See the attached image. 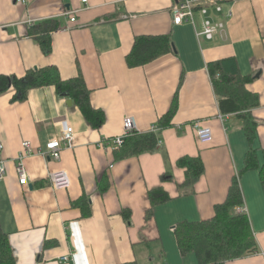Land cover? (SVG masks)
<instances>
[{"label": "crops", "instance_id": "0c3cea01", "mask_svg": "<svg viewBox=\"0 0 264 264\" xmlns=\"http://www.w3.org/2000/svg\"><path fill=\"white\" fill-rule=\"evenodd\" d=\"M175 1L0 0V74L22 77L29 69L55 65L63 78L82 75L92 105L105 113L104 123L93 127L53 85L31 89L22 102L12 100L14 88L0 93V158L6 160L0 228L16 264H200L195 252H181L175 228L215 215L250 149L240 112H221L210 62L230 59V73L252 78L243 86L249 95L244 103L258 98L249 111L258 122L254 146L263 164L264 0L225 3L231 12L226 31L213 39L197 35L201 14L195 25H175ZM208 16L223 17L214 8ZM45 28L52 36L48 54L39 39ZM145 35H169L173 49L131 67L127 55ZM173 103L171 125L156 151L120 158L119 148L101 144L124 133L128 116L137 131L148 132ZM64 121L75 130L73 146L58 160L25 156L29 184L22 185L16 166L23 141L38 149L62 132ZM195 122L211 128L210 143L199 141ZM185 155L199 156L205 165L190 187L180 186L186 172L177 161ZM58 170L69 173V188L56 189L50 182ZM240 186L256 251L224 264H264L260 170L242 172ZM156 187L170 199L152 205L149 193Z\"/></svg>", "mask_w": 264, "mask_h": 264}, {"label": "trees", "instance_id": "16d2710c", "mask_svg": "<svg viewBox=\"0 0 264 264\" xmlns=\"http://www.w3.org/2000/svg\"><path fill=\"white\" fill-rule=\"evenodd\" d=\"M56 28V27H55ZM51 29H54L51 28ZM45 28L40 33V44L48 54L52 50V36ZM173 42L169 35L137 37L132 51L127 55L129 66L146 64L157 57L172 51ZM230 59L210 62L208 67L213 86L218 96V103L223 113L240 112L244 120V131L250 143L244 167L235 176L230 186L228 197L224 203L216 206L215 215L207 220L197 222L183 221L176 228L180 250L183 254L195 252L200 264H224L256 251V239L249 218L245 213L236 211L243 205V195L240 186V175L250 169H259L264 190V162L261 164L258 149L254 146L257 137V120L249 109L258 103V98H252L250 105L244 103L249 98L243 90L245 82L250 77H244L239 72L230 73L227 70ZM53 85L57 94L72 100L79 106L87 121L93 127H100L105 121V113L95 108L90 100V89L82 75L73 78H63L55 65L36 67L27 70L22 77L0 74V93L15 89L13 101H25L33 88ZM175 111V103L158 121V131H134L118 149L120 158L138 155L144 152H154L160 147L161 133L171 125ZM263 157H264V151ZM178 166L185 168L186 180L181 187H190L196 183L205 172V165L199 156L185 155L178 159ZM165 174L163 179L167 178ZM152 205L170 199L162 188H153L150 193ZM0 264H16L7 235L0 228Z\"/></svg>", "mask_w": 264, "mask_h": 264}, {"label": "built area", "instance_id": "2783aa9c", "mask_svg": "<svg viewBox=\"0 0 264 264\" xmlns=\"http://www.w3.org/2000/svg\"><path fill=\"white\" fill-rule=\"evenodd\" d=\"M20 3L26 4L27 0H16ZM236 0H176L172 7V19L175 25H181L183 23L196 24V18L198 14L204 16L202 21V28L197 31L198 37H205L206 39H213L216 35H223L228 25V19L231 12L225 10V3L234 2ZM86 4L88 0H83ZM214 8L217 13L223 15L220 19L214 20L208 16L209 10ZM70 13V20L76 21V15L74 11ZM228 18V19H227ZM197 131L199 141L202 143H210L213 140V133L210 127L202 126L200 123L195 122L193 125ZM136 130L135 120L133 117H126L124 121V133L109 139L103 140L102 145L108 147L113 146L116 148L121 147L125 139ZM149 131H158V124H154ZM75 137V130L73 126L68 122H63V130L59 135L52 137L46 142L44 146H40L38 149H34L30 141H23V151L17 157V173L19 175L20 183L22 185L29 184V175L24 165V157L33 153H39L49 159H60L62 151L65 148L72 147ZM160 145L162 140L159 141ZM4 144L0 135V156L3 153ZM6 174V160L0 158V181H2ZM50 182L56 189H67L71 186L72 180L69 173L66 170L53 171L50 175ZM238 212L244 213L245 208L240 206L237 208ZM264 255V252L262 253ZM68 256H63L62 260H68Z\"/></svg>", "mask_w": 264, "mask_h": 264}, {"label": "water", "instance_id": "95a60500", "mask_svg": "<svg viewBox=\"0 0 264 264\" xmlns=\"http://www.w3.org/2000/svg\"><path fill=\"white\" fill-rule=\"evenodd\" d=\"M68 103L71 104L72 103V100H68Z\"/></svg>", "mask_w": 264, "mask_h": 264}]
</instances>
